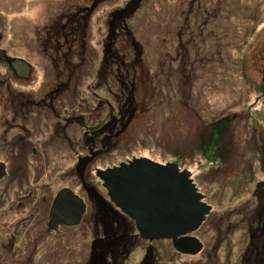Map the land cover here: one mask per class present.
<instances>
[{"label": "flooded vegetation", "instance_id": "flooded-vegetation-1", "mask_svg": "<svg viewBox=\"0 0 264 264\" xmlns=\"http://www.w3.org/2000/svg\"><path fill=\"white\" fill-rule=\"evenodd\" d=\"M87 1L86 4H78L75 7L71 6L54 12L50 6L42 4L44 0H38L34 13L39 14L44 20L39 24L29 22L34 26L33 43L35 47H39L41 51L39 52L43 55L35 61H28L25 57L8 54V50L2 46L3 40L6 38L3 37L0 29V50H2L0 54V231L3 238L10 237L6 243L2 244V248L9 252L16 248L14 245L17 241H22L23 245H20L23 248H18L21 257L23 253H26L29 258H33L38 253L39 243L43 237L49 236L51 233L62 236L67 234L66 232L70 229L80 227L85 221L86 214L94 211L86 219L90 224L95 225L94 231L97 232L91 241L87 264H127L132 252L137 248L140 249L137 240L131 241V235L127 233V225L134 231L135 222L122 213L110 200L109 203L102 201L97 196V191L93 190L94 187L85 183V176H87L85 172L90 171L89 166L92 160L93 151L90 146L93 148L96 146L98 150L93 155L100 156L99 145H106L116 135L119 130L118 126L123 125L122 119L131 122L137 108V104L131 105L136 100L139 65L143 68L145 77L151 82H155L154 85H158L160 94H164L167 88L166 80L165 76L161 77V72L153 76L148 65L145 66L148 60L145 56L146 49L133 35L134 31L126 20L128 17L130 20L134 19V14L148 0H126L123 7L106 13V30L102 42L103 57L100 58L101 54L99 53L97 59L89 51L85 52L86 58L84 57L85 28L95 10L108 0ZM163 1L166 2V7L173 12L169 14L177 18L175 23L182 22L180 26L175 27L174 32L176 33L173 35L174 53L171 56L170 64L173 71L171 73L178 77L177 72L186 73L187 67L190 71L195 72V65L198 61H201V64L209 65L215 54L212 55L208 50L203 52L202 47H205V41L209 40L206 33L211 35V32L212 34L218 33L216 35L220 36L221 43L224 40L226 46L225 49L221 47L220 61L228 62V30H225V34L221 32L223 27H228L223 25L220 27L221 24H218V20L220 23L222 22L223 14L228 17L232 14L242 13L244 10L233 9L234 3L239 0ZM239 4L238 9H242L241 2ZM223 6L226 7V11L223 10ZM248 10L250 14L256 13L251 7ZM212 16L217 18L214 19V23L208 24V18ZM202 17L207 20L196 26L202 20H195ZM190 20L195 21L193 23L197 29L199 27V35ZM200 35L204 36L201 40L203 42L197 40L198 37H202ZM163 44L161 52L166 51L165 41ZM64 46L67 50L63 48ZM196 46H201V48L195 52ZM262 58L264 59V56ZM259 67L261 66L256 67L257 71H260L263 77L264 67L261 69ZM162 70L164 71V68ZM117 74L122 87L119 93L110 88L108 83L115 80ZM86 75L93 79L92 85L88 87L91 90L92 99L85 98L84 95ZM110 79L112 80L110 81ZM179 81H181L180 77ZM227 81V77L222 79L221 87H225ZM81 87H83L82 90H80ZM104 87H109L108 92L112 101L108 98H105V101L102 100L100 91ZM116 93L119 97L118 102H116ZM177 95H181L180 88L174 92L175 98ZM188 101L191 105L183 104L181 99L177 100L175 102L177 104L176 111L196 114L202 103L194 100L192 96ZM208 105L209 107L204 108L209 118H206L205 122H201V127L206 131L203 140L205 139L207 146L216 145V149L217 147L224 148L226 145L231 152L229 155L235 157L233 149L236 146L233 141L228 146L226 129L234 124L238 112L229 110L226 105L222 106L217 114L212 109V105ZM255 145V156L260 163H263L264 141L261 143L256 141ZM69 150L75 157L68 154ZM217 151L219 152V150ZM147 158L160 163L150 157ZM114 166L118 165L96 168L95 175L97 176L98 169L105 170ZM48 177L51 180L44 183ZM54 178L58 180L56 181ZM97 178L99 177L97 176ZM68 179H72V181H68ZM192 179L196 184L193 177ZM260 183H264V180L257 184ZM45 184L50 187H46ZM196 187L198 188L197 184ZM65 188L71 189L86 206L80 221L75 225L60 222L51 223L54 200L57 194ZM80 188L87 192L92 201V211H89L87 197L80 193L82 192ZM198 191H200L199 188ZM254 195L260 204L258 209L264 211V205H262L264 204V184L257 187ZM203 201L206 202V196ZM206 204L211 206V213L213 206L208 202ZM256 212L248 219L250 221L249 228L252 226L251 220L254 221L258 218L260 234L249 235V242L245 249L248 250L243 255L241 264H252L254 261L256 264H264V259H262L264 257V247L262 246L264 215ZM209 214L206 216L207 220L205 219L196 231L189 234V236L198 238L202 247H205V242L201 237H198V234L208 221ZM64 215L67 217V214ZM12 219L17 222V228L6 227ZM226 219L227 217L221 215L219 219H215L214 224L224 222ZM99 223L102 224V228L98 226ZM99 230L103 232V235L98 234ZM142 239L149 242V245L152 242ZM12 240L13 242L10 243ZM161 240L169 241L180 254L195 256L202 252L183 253L175 248L171 239ZM129 241L132 242V246L127 249ZM219 244L220 240L210 251H207V254L205 253L208 256L206 264L210 262L219 264L218 254L215 253V250L219 251ZM148 247L144 252L141 249V264H157L153 251H149L151 249ZM51 250L52 246L49 245L48 257L53 253H50Z\"/></svg>", "mask_w": 264, "mask_h": 264}, {"label": "rangeland", "instance_id": "rangeland-1", "mask_svg": "<svg viewBox=\"0 0 264 264\" xmlns=\"http://www.w3.org/2000/svg\"><path fill=\"white\" fill-rule=\"evenodd\" d=\"M125 1L108 0L89 18V23L85 28V58L86 51H89L96 59L99 57V53L101 54L100 58L103 57L102 42L106 30V13L123 7ZM87 2V0H44L42 4L50 6L55 12ZM239 2L243 6L242 9H238ZM165 3L163 0L145 1L134 14V19L130 20L128 17L126 20L134 31L133 35L146 49L145 56L148 60L145 66L148 65L153 76L161 72V77L165 76L167 88L164 94H160L158 85H154L155 82H151L145 77L141 65H136L138 66L136 100L131 106L137 104V108L133 118L130 120L131 122L122 119L123 125L118 126L119 130L116 135L106 145H99L100 156L93 155L98 149L96 146L95 148L90 146L93 151L92 160L89 166L90 171L85 172V174L87 173L85 183L91 184L94 187L93 190L97 191V196L102 201L109 203L107 190L95 175L96 168L119 165L140 157H150L160 163L176 162L180 167L187 168L192 172V177L198 188L206 196V202L213 206V211L208 213V221L198 234V237H201L205 242V247H202L197 253L202 252L195 256L180 254L166 240H154L149 245V242L140 238L137 228H134V231L127 233L131 235V241L137 240L140 249L137 248L132 252L127 264H141V249L143 252L147 251L148 246L151 249L148 250L153 251L157 264H206L207 251L219 243V240V251L215 250V253L218 254V263L241 264L243 255L248 250L245 249L249 242V235L260 234L258 218L254 221L251 220V228H249L250 221L248 219L255 214V211L258 214L260 204L254 193L259 185L257 183L264 180V162L260 163L255 156L256 141H260V143L264 141V84L262 73L256 70L259 65L260 69L264 67L262 58L264 56V0L233 2L235 4L233 9L237 8L236 10L245 12L232 14L228 17L223 14L225 19L223 18L221 23L218 20V24H221L220 27L222 25L228 27H223L224 29L221 31L225 34V30H228V62L220 61L221 47L225 49L226 46L224 40L221 43L220 36L216 35L217 32L213 34L211 32V35L206 33L209 40L205 41V47H202V50L203 52L211 51L212 55L215 54L213 60L209 65L201 64V61L196 62L195 72L185 66L187 67L186 73L177 72L178 77L171 73L173 71L170 63L174 53L175 27L180 26L182 22L175 23L177 18L169 14L173 12L166 7ZM37 4L38 0H0V12H2L0 14V29L3 37L6 38L3 40L5 43L3 42L2 46L8 50V54L25 57L28 61H35L43 57L39 47H35L33 43L34 26L29 24V22L39 24L44 20L39 14L34 13ZM250 7L256 11L255 14L249 13ZM222 8L227 10L225 6ZM215 18L213 16L208 18V24L214 23ZM199 20L202 21L196 26L201 25L207 19L202 17L195 21ZM195 21H191L192 26ZM206 30L209 32L207 26ZM195 31L198 35L200 34L199 27L198 29L195 27ZM200 36L202 37L197 38L198 42L204 38L203 35ZM163 41H165L166 51L161 52L162 46H164ZM63 48L67 50L65 46ZM200 48L201 46H196L195 52ZM250 50H253L254 53L250 54ZM87 75L84 79V95L85 98L92 99L91 90L88 87L92 85L93 79ZM179 77L181 81H179ZM226 77L228 81L225 87H221L222 79ZM118 78L117 74L116 79H110L112 81L108 83L110 88L119 93L122 87ZM179 88L181 95H177L178 97L175 98L174 92ZM82 89L83 87L80 88V90ZM108 90L109 87H104L100 91L104 101L105 98L112 101ZM117 96L116 93V102L119 101ZM190 96L201 102L202 108L199 107L196 114L177 112L175 102L181 99L183 104L191 105L188 101ZM208 104L212 105V109L217 114H219L218 110L226 105L229 110L238 112L234 124L226 129L228 146L231 141L236 146L233 149L235 157L229 155L231 152L226 145L224 148L217 147L216 149V145L207 146L205 139L203 140L206 131L201 127V122H205L206 118H209L205 109L209 107ZM68 154L74 156L70 150ZM48 180L51 179L48 177L44 183ZM54 180L58 179L54 178ZM68 181H72V179H68ZM74 183L76 184L75 180ZM75 184L74 186H77ZM54 187L56 186L54 185ZM80 190H82L80 193L87 197L89 211H92V201L87 192L81 188ZM93 212L86 214L87 217L85 216V221L80 227L70 229L66 232L67 234L64 232L65 235L51 233L49 236L43 237L39 243L38 253L33 258H29L26 253H23L21 257L18 248H23L22 241L15 243L14 251L6 252V249L2 248V244L6 243L10 237L3 238L0 231V264H87L91 241L97 234L94 231L95 225L86 220ZM221 215L227 219L214 224L215 219H219ZM257 216L259 217V215ZM98 226L102 228L101 223ZM6 227L17 228V222L12 219ZM99 233L103 232L99 230ZM12 242L13 240L10 241V243ZM49 245L52 246L50 253H53L48 257ZM8 249L10 248L8 247ZM55 249L57 250L55 251ZM209 264L215 263L210 262ZM252 264H256V261Z\"/></svg>", "mask_w": 264, "mask_h": 264}, {"label": "water", "instance_id": "water-1", "mask_svg": "<svg viewBox=\"0 0 264 264\" xmlns=\"http://www.w3.org/2000/svg\"><path fill=\"white\" fill-rule=\"evenodd\" d=\"M96 174L110 201L135 221L142 238L171 239L183 253L195 254L201 250L202 243L189 234L202 225L211 206L202 201L204 196L198 192L190 171H180L177 163L162 164L142 157L98 169ZM85 208L83 200L65 188L54 200L51 223L75 225Z\"/></svg>", "mask_w": 264, "mask_h": 264}, {"label": "trees", "instance_id": "trees-1", "mask_svg": "<svg viewBox=\"0 0 264 264\" xmlns=\"http://www.w3.org/2000/svg\"><path fill=\"white\" fill-rule=\"evenodd\" d=\"M262 205H264V204H262ZM262 212H263V209H259V210H258V214H261ZM263 214H264V212H263L261 215H263ZM127 230H128V232H129V231H132V228H130V226L127 225ZM263 237H264V235H263ZM131 246H132V242H129V243H128V247H127V249H130ZM262 246L264 247V240H263ZM263 249H264V248H263ZM260 259H261V257H260ZM262 259H264V257H262Z\"/></svg>", "mask_w": 264, "mask_h": 264}, {"label": "bare ground", "instance_id": "bare-ground-1", "mask_svg": "<svg viewBox=\"0 0 264 264\" xmlns=\"http://www.w3.org/2000/svg\"><path fill=\"white\" fill-rule=\"evenodd\" d=\"M254 53V51L253 50H250V54H253ZM256 70H257V68H256ZM202 193V192H201ZM203 194V193H202ZM203 196H204V194H203ZM203 198H205V196L203 197ZM202 201H203V199H202ZM204 202V201H203ZM191 248V247H190Z\"/></svg>", "mask_w": 264, "mask_h": 264}]
</instances>
